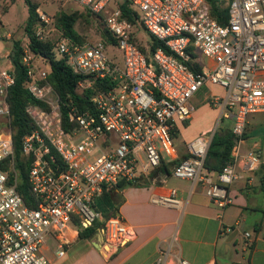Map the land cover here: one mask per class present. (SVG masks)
<instances>
[{
    "label": "built area",
    "instance_id": "1",
    "mask_svg": "<svg viewBox=\"0 0 264 264\" xmlns=\"http://www.w3.org/2000/svg\"><path fill=\"white\" fill-rule=\"evenodd\" d=\"M74 1L102 17L116 42L76 44L61 38L54 52L85 78L80 86L89 82L90 88L95 81L112 86L91 97V108H68L71 101L63 102L48 80L49 70L39 63L44 58L33 53L28 38L21 43L27 89L38 102L25 108L35 126L22 140V152L31 159L27 183L33 199L28 205L17 189L10 127L8 98L15 75L0 67V264H47L42 248L49 235L57 238L58 255L64 256L69 228L84 231L97 221H103L111 248L130 242L133 230L119 216L103 219L94 201L119 182L136 181L165 158L179 161L173 136L191 120L192 101L203 87L223 90L209 102L220 110V121L232 120L233 163L216 172V178L204 167L215 127L187 144L188 156L174 165L173 176L203 183L207 197L223 210L233 204L229 187L241 172L254 173L260 165L257 154L250 150L242 155L240 145L247 118L264 114V0H230L224 23L212 15L211 0H117L114 9L109 8L113 0ZM122 1L138 13L139 28L169 53L159 48L150 58L144 54L135 41L137 26L122 15ZM40 18L48 22L46 15ZM36 37L44 40L40 30ZM110 46L122 51L123 68L108 59ZM194 54L200 56L199 72L188 64L197 60ZM151 203L181 207L175 189L152 196ZM153 264H171L169 253L161 251Z\"/></svg>",
    "mask_w": 264,
    "mask_h": 264
},
{
    "label": "crops",
    "instance_id": "2",
    "mask_svg": "<svg viewBox=\"0 0 264 264\" xmlns=\"http://www.w3.org/2000/svg\"><path fill=\"white\" fill-rule=\"evenodd\" d=\"M5 48L0 41V67L13 71ZM40 64L49 70L47 62ZM209 93L220 95L223 90L208 87ZM193 105L191 120L176 129L183 144L176 148L179 159L187 154V144L199 135L215 127L220 133L225 123L232 124V120H219V109L203 105L212 119L208 125L196 127V113L204 108ZM250 150L259 157V168L254 173L241 172V178L229 187L233 197L229 207L221 210L215 206L205 194L203 183L174 177L175 162L165 158L159 167L141 173L132 185L121 186L124 182H119L94 201L95 210L102 215L98 206L106 204L105 194L110 195L108 208L134 232L130 242L115 250L106 243L102 228L93 237L82 239L72 226L66 233L69 242L64 256L58 255L57 238L48 236L42 248L47 264H153L161 251L169 253L171 264L174 259L192 264H264V114L247 118L240 153ZM215 173L211 172L214 178ZM171 189L181 200L179 209L151 203L152 196Z\"/></svg>",
    "mask_w": 264,
    "mask_h": 264
},
{
    "label": "trees",
    "instance_id": "3",
    "mask_svg": "<svg viewBox=\"0 0 264 264\" xmlns=\"http://www.w3.org/2000/svg\"><path fill=\"white\" fill-rule=\"evenodd\" d=\"M211 1L212 15L220 23L226 22V19L228 17L227 8L230 0ZM26 2L29 7V15L25 25V33L30 41V49L35 55L44 58V60L49 65V82L51 83L59 97L63 100V102L69 103V101H71V105L68 108L74 106L76 107L78 112H82L86 109L91 108V97L96 94L97 91L105 90L107 88H110L112 85L108 82L102 83L99 81H95L90 88L84 90L82 93H79V83L85 80V78L81 75L75 74L67 65L66 60L63 58H57L54 52L55 46L58 40L61 38H68L76 44L85 43L80 39L75 29L76 18L74 17V15L66 14H62L58 18L57 28L60 30L61 35L55 43L52 44L48 41L39 40L36 37V25L40 20L37 13L38 7L35 4L31 3L29 0H26ZM119 6L122 11L123 17L127 18L132 24L137 26L139 18L138 13L134 11V9H132L126 1L119 2ZM84 9L87 11L88 15L91 18H102L92 14L88 9ZM103 37V40L108 44H115L116 42L107 29L104 30ZM148 37L149 39L147 40L146 47H141L135 40L138 47L148 58H150V56L159 48H162L167 53H169V51L165 49L160 41L150 35H148ZM12 53L10 55V58L13 59L12 67L15 75V84L10 89L8 101L11 112L10 127L13 132V144L15 151L14 166L18 177L17 189L26 203L28 205H32L33 198L30 194L29 186L27 183L29 164L31 159L25 156L22 152V140L35 128L33 121L26 114L25 108L28 104H37L38 102L32 98L27 89L26 69L21 62V48L19 42L14 43ZM193 58H197V60H193L188 64L194 72H199L202 65L200 56L198 54H194ZM63 114L65 126L67 127V109H64ZM234 145L235 140L231 130L227 129L223 133H215L208 149L204 167L210 172H221L225 166L233 163L232 149ZM187 156L188 154L181 157L179 161L183 158H186ZM125 185H132V183H122L121 186ZM109 197V194H105L103 199L105 200L106 204L98 206L99 210L102 212L104 219L115 216L114 210L111 211V209L108 208V206L110 205V203H108ZM102 227L103 221H97L92 228L84 231H79V237L82 239L91 238Z\"/></svg>",
    "mask_w": 264,
    "mask_h": 264
},
{
    "label": "rangeland",
    "instance_id": "4",
    "mask_svg": "<svg viewBox=\"0 0 264 264\" xmlns=\"http://www.w3.org/2000/svg\"><path fill=\"white\" fill-rule=\"evenodd\" d=\"M29 1L38 7L37 13L39 18L42 14L48 17V22H44L40 18L38 24L36 25V31H41L42 37L44 39L43 41H48L53 44L57 41V39H59L61 32L57 28V21L62 14L74 15L76 18L75 29L83 42L94 43L100 39H104L103 32L106 30V27L103 19L91 18L87 11L74 0ZM116 1L117 0H113L110 3L109 8L114 9L116 7ZM28 15L29 7L26 0H0V41H2L6 46L5 52L9 54L7 58H9L10 53L13 50L14 43L19 42L21 45V43H23L27 38L25 33V25ZM133 31L137 36L136 41L138 45L141 47H146L147 40L149 39L148 34L139 28V24H137V27L133 29ZM7 34L10 36H7ZM55 54L57 58H60V55L57 52ZM106 55L108 59L116 63L120 68H123V53L121 50H119L117 47L110 46L106 51ZM47 68L48 67L46 66L45 69ZM88 88L89 82H85L82 86H78V92L82 93ZM207 93L208 87H203L199 90L193 100V103H195L196 107H200V109L204 108L201 112H199L198 109L196 113V127L208 125L212 119V114L208 113L204 106L207 105L209 109L214 108V106H212L209 102L210 96L214 93ZM231 126V123H225V125L222 126L223 128H221L220 133H223L224 129L226 128L231 129ZM2 127L5 131L10 130L8 125L5 126L2 124ZM181 141L182 138L179 135L173 136V143L176 148L183 146Z\"/></svg>",
    "mask_w": 264,
    "mask_h": 264
},
{
    "label": "water",
    "instance_id": "5",
    "mask_svg": "<svg viewBox=\"0 0 264 264\" xmlns=\"http://www.w3.org/2000/svg\"><path fill=\"white\" fill-rule=\"evenodd\" d=\"M12 55H13V53H12ZM11 62L13 63V59H11ZM102 231V230H101Z\"/></svg>",
    "mask_w": 264,
    "mask_h": 264
}]
</instances>
